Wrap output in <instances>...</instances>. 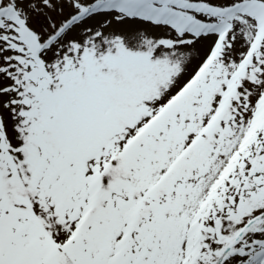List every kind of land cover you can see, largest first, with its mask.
<instances>
[{"label": "snow or ice", "instance_id": "1", "mask_svg": "<svg viewBox=\"0 0 264 264\" xmlns=\"http://www.w3.org/2000/svg\"><path fill=\"white\" fill-rule=\"evenodd\" d=\"M0 264H264V0H0Z\"/></svg>", "mask_w": 264, "mask_h": 264}]
</instances>
